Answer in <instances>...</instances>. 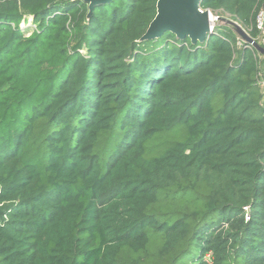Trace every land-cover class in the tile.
Instances as JSON below:
<instances>
[{
    "label": "trees",
    "instance_id": "1",
    "mask_svg": "<svg viewBox=\"0 0 264 264\" xmlns=\"http://www.w3.org/2000/svg\"><path fill=\"white\" fill-rule=\"evenodd\" d=\"M158 1L0 0V264H264V54Z\"/></svg>",
    "mask_w": 264,
    "mask_h": 264
},
{
    "label": "water",
    "instance_id": "2",
    "mask_svg": "<svg viewBox=\"0 0 264 264\" xmlns=\"http://www.w3.org/2000/svg\"><path fill=\"white\" fill-rule=\"evenodd\" d=\"M91 7L97 3L110 0H89ZM201 0H159L158 14L150 24L144 39L160 37L165 31H171L180 38L189 36L193 42L203 41L210 32L212 12L202 10L199 6ZM264 8V5H263ZM237 33L249 44L254 45L264 54V46L256 40L237 22L228 20Z\"/></svg>",
    "mask_w": 264,
    "mask_h": 264
},
{
    "label": "built area",
    "instance_id": "3",
    "mask_svg": "<svg viewBox=\"0 0 264 264\" xmlns=\"http://www.w3.org/2000/svg\"><path fill=\"white\" fill-rule=\"evenodd\" d=\"M212 18H213V20H212V23L210 25V32L213 31L214 27L218 23H220V21L225 20V19H223V17L219 16L218 14L214 15L213 12H212ZM257 28L260 30V33H261L260 36L258 37L259 38L258 43L260 45H263L264 44V8L259 12V14L257 16ZM239 44H241V42Z\"/></svg>",
    "mask_w": 264,
    "mask_h": 264
},
{
    "label": "rangeland",
    "instance_id": "4",
    "mask_svg": "<svg viewBox=\"0 0 264 264\" xmlns=\"http://www.w3.org/2000/svg\"><path fill=\"white\" fill-rule=\"evenodd\" d=\"M214 15H217V13L213 12ZM223 21H220V23H226L228 22V20H231L229 16H225L223 17ZM29 21H31V18H28V22H22L21 26L26 29L29 27ZM32 26V25H31ZM28 32H30V30H28ZM259 82L263 85L264 87V66H262V70H261V73H260V76H259Z\"/></svg>",
    "mask_w": 264,
    "mask_h": 264
}]
</instances>
